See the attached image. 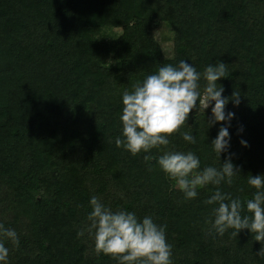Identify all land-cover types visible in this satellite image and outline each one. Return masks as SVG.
Here are the masks:
<instances>
[{
  "label": "trees",
  "instance_id": "16d2710c",
  "mask_svg": "<svg viewBox=\"0 0 264 264\" xmlns=\"http://www.w3.org/2000/svg\"><path fill=\"white\" fill-rule=\"evenodd\" d=\"M159 29L170 34H162L172 43L170 55L155 35ZM181 59L201 73L223 61L226 77L217 87L223 96L240 94L238 106L229 99L225 108L235 113L229 152L240 173L231 185L198 188L190 200L144 156L192 151L201 169L219 167L210 143L225 122L208 127L212 105L190 111L166 148L133 156L115 143L122 93ZM187 124L195 144L180 135ZM260 174L264 0H0V223L19 237L18 246L0 237L9 249L6 264H118L97 254L88 234L93 195L113 211L166 225L172 264H264L257 255L264 242L247 229L217 234L211 224L217 205L205 203L219 187L243 204L256 191L248 177ZM242 215H252L246 205Z\"/></svg>",
  "mask_w": 264,
  "mask_h": 264
},
{
  "label": "clouds",
  "instance_id": "9594fccd",
  "mask_svg": "<svg viewBox=\"0 0 264 264\" xmlns=\"http://www.w3.org/2000/svg\"><path fill=\"white\" fill-rule=\"evenodd\" d=\"M225 64L223 61L209 63L203 73L185 59H181L178 65L163 64L156 72L134 84L132 91L122 93L121 135L115 143L133 156L141 152L149 153L161 146L166 148L170 144L169 136L187 123L190 111L198 106H202L205 112L212 105L211 116L207 118L208 127L216 122H225L210 143L218 155L219 167L209 165L201 169L200 157L192 151L167 149L156 157L144 156L146 162L153 158L156 160L168 178L175 181L174 186L186 200L195 199L200 187L222 183L231 185L233 178L240 173L229 152V127L235 113L225 111L229 99L234 105L240 104V94L233 92L231 97L223 96L224 87H217L220 78L226 77ZM202 78L206 82L203 91L200 84ZM187 125L188 131L180 135L184 141L195 144L197 140L191 125ZM238 131L242 132L243 127ZM240 143L247 146L244 139ZM221 153H228L223 162L220 160ZM247 182L256 191L243 204L239 198L222 192L219 187L207 198L206 204L217 205L212 209V228L219 235L229 228L235 230L234 235L247 229L251 234L255 233L256 241L264 242V174L251 175ZM89 204L92 210L88 213L90 223L87 230L94 239L97 254L111 255L118 264H172V245L167 242L166 225L157 224L150 215L138 218L134 211L127 209L113 211L95 195L90 198ZM244 205L247 212L252 213L251 216L242 215ZM77 235L83 236L84 231L79 230ZM0 237L19 245L16 231L4 227L2 223ZM4 239H0V264H6L9 253ZM257 255H264V249L260 248Z\"/></svg>",
  "mask_w": 264,
  "mask_h": 264
},
{
  "label": "rangeland",
  "instance_id": "374dc122",
  "mask_svg": "<svg viewBox=\"0 0 264 264\" xmlns=\"http://www.w3.org/2000/svg\"><path fill=\"white\" fill-rule=\"evenodd\" d=\"M117 33H120L121 32V29H115ZM165 32V34H167V36L169 37V32L166 31V30H162V29H159L155 32V35L156 37L159 39V41L162 43V47L164 49V51L167 53V54H171L173 52V47H172V43L171 42H167V41H164L162 40V34Z\"/></svg>",
  "mask_w": 264,
  "mask_h": 264
}]
</instances>
